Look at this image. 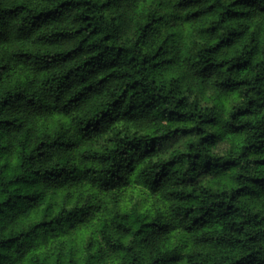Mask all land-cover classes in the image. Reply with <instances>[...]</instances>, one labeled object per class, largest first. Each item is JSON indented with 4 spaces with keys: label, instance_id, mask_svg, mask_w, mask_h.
I'll list each match as a JSON object with an SVG mask.
<instances>
[{
    "label": "trees",
    "instance_id": "trees-1",
    "mask_svg": "<svg viewBox=\"0 0 264 264\" xmlns=\"http://www.w3.org/2000/svg\"><path fill=\"white\" fill-rule=\"evenodd\" d=\"M0 264H264V0H0Z\"/></svg>",
    "mask_w": 264,
    "mask_h": 264
}]
</instances>
